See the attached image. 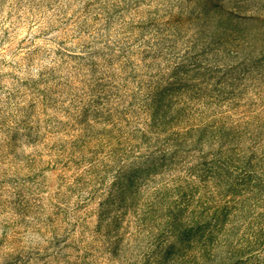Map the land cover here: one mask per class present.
<instances>
[{
  "label": "rangeland",
  "instance_id": "rangeland-1",
  "mask_svg": "<svg viewBox=\"0 0 264 264\" xmlns=\"http://www.w3.org/2000/svg\"><path fill=\"white\" fill-rule=\"evenodd\" d=\"M182 3L0 0V264H123L133 226L130 264H205L213 247L215 264H264V78L208 73ZM181 217L190 244L165 251Z\"/></svg>",
  "mask_w": 264,
  "mask_h": 264
},
{
  "label": "clouds",
  "instance_id": "clouds-1",
  "mask_svg": "<svg viewBox=\"0 0 264 264\" xmlns=\"http://www.w3.org/2000/svg\"><path fill=\"white\" fill-rule=\"evenodd\" d=\"M185 5L189 6L188 20L193 24V32L198 34L199 43L203 45L197 62L208 73L217 75L221 82L228 81L229 78L238 80L253 75L264 78V57L250 55L257 44L264 47V0H183L181 6ZM220 18L236 19L242 23L231 33L225 34L216 24ZM2 34L0 30V36ZM188 35L191 36L192 32ZM165 159L166 157L154 156L134 161L113 187L111 200L122 203L128 199L136 185V174L156 168ZM195 227L196 225L185 222L182 217L174 218L173 228L164 232L165 251L170 246H174L176 250L186 249L190 241L183 239V233ZM142 241L141 233L133 226L127 234H121L115 246V254L120 256L121 250L126 249L128 255L123 258V264H130L142 252ZM208 243L212 244L211 238ZM216 251L218 249L213 247L205 253V264H215Z\"/></svg>",
  "mask_w": 264,
  "mask_h": 264
}]
</instances>
